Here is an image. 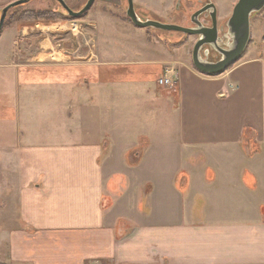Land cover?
Here are the masks:
<instances>
[{
    "label": "crops",
    "instance_id": "obj_1",
    "mask_svg": "<svg viewBox=\"0 0 264 264\" xmlns=\"http://www.w3.org/2000/svg\"><path fill=\"white\" fill-rule=\"evenodd\" d=\"M16 1L0 0V9ZM123 1L99 0L100 14ZM38 27L22 22L0 33V264H264V46L226 72L232 91L225 108L209 110L213 130H204L206 85L192 81L190 104L183 87L181 103L195 138L235 143L245 131L260 145L248 153L236 144L193 146L207 162L193 177L157 182L164 189L144 198L142 213L124 195L127 173L106 171L136 166L115 161L123 152L114 126L158 101L135 73L148 60L122 62L99 46L58 50L36 40ZM174 69L177 78L186 73Z\"/></svg>",
    "mask_w": 264,
    "mask_h": 264
},
{
    "label": "rangeland",
    "instance_id": "obj_2",
    "mask_svg": "<svg viewBox=\"0 0 264 264\" xmlns=\"http://www.w3.org/2000/svg\"><path fill=\"white\" fill-rule=\"evenodd\" d=\"M63 1L71 11L78 13L88 0ZM237 1L132 0V3L134 12L141 21L152 20L180 27H194L190 20L191 15L203 4L213 3L217 13L218 29L223 28V34H225L227 32L226 23ZM127 8L128 2L124 0L119 9L109 11L108 15L102 16L99 0H95L88 11L78 17H71L56 0H30L7 12L0 33L12 30L18 23L35 22L39 25L36 40L50 39L52 45L58 50L77 48L84 53L88 50H95L99 46L103 50L120 52L123 55L122 62L148 60L147 65L141 66L143 68L135 66L137 71L135 73L138 76H146L145 82L153 94L157 95L158 101L153 100L143 112L138 109L135 119L115 123L114 126L116 135L113 138V143L117 146L118 153H120L119 151L123 152L121 158H115V161L121 160V162L125 161V163L136 166L128 171L119 169L106 171V173L112 174L127 173L130 183L126 186L125 194L122 192L121 195H127L131 205L133 202L136 203L138 210L143 213L144 198H149L152 190L154 196L159 197L160 190L164 189L157 182L160 183L162 179L167 178L175 180L176 177H193L195 167L199 168L207 162L209 155L198 153L193 146L236 144L242 146L244 152L248 153L251 148L260 145L259 139L252 132L245 131L233 139L235 143L233 141L229 143V139L225 138L202 136L200 139L195 138V134L190 130L193 125L189 127V122H191L189 118L192 117V114L188 111L184 113L181 103L183 87L185 94L189 93L185 96L186 104H190L193 103L191 99L193 96L190 92L193 93L194 87H196L192 81L206 85L205 99L202 101L207 111L204 130L214 129L213 116L210 115L209 110H214V107L225 108L228 94L232 91L230 86H225L226 72L237 67L249 53L263 49L264 42H261V37L264 35V8L250 17L249 41L242 55L218 75L203 74L195 69L192 62V50L197 42V36L153 28H138L127 16ZM2 9H0V14ZM54 11L60 14H54ZM200 21L207 26L210 24L206 13L200 17ZM48 27L50 29L46 30ZM40 33L43 35L38 36ZM97 36L105 37L108 40L103 41L100 38L101 43L99 44L96 40ZM226 43L227 40L224 39L223 44ZM205 49L206 47L203 48V50ZM201 55L204 57L202 50ZM133 56H137V58H133ZM218 56H220L218 53L210 50L208 60L216 61ZM57 60L63 61L64 58L58 57ZM125 66L130 67L132 64L127 63ZM174 67H181L187 74L184 73L180 78V73H178L177 78ZM141 69L144 70L142 73ZM171 71L174 73L173 86H161L158 80L165 76L166 72ZM130 76L131 74L127 73L123 80H129ZM189 81L191 85H189ZM210 95L214 96L210 99ZM163 100L166 101V104L160 105V101L163 102ZM241 109V106L237 107L235 117H240ZM183 116L184 125L181 122ZM118 124L120 125L118 126ZM181 132H183V139L180 137ZM181 148H184L182 152ZM118 153L117 155H119ZM108 159L114 160V156L109 154ZM119 168H122V165ZM118 195H120L119 192ZM169 199L173 203L171 209L176 210L178 200L172 196ZM121 211L124 212L123 209ZM139 217L138 213L134 215V218L141 222L142 219Z\"/></svg>",
    "mask_w": 264,
    "mask_h": 264
},
{
    "label": "water",
    "instance_id": "obj_3",
    "mask_svg": "<svg viewBox=\"0 0 264 264\" xmlns=\"http://www.w3.org/2000/svg\"><path fill=\"white\" fill-rule=\"evenodd\" d=\"M29 1L30 0H18L9 4L1 11L0 31L3 27L7 12ZM56 1L69 16L78 17L88 11L95 0H88L83 9L78 13L71 11L63 0ZM127 2V16L138 28H153L166 32H177L184 35L197 36V42L192 50V62L197 71L207 75H218L222 73L242 55L249 41L250 17L252 14L264 8V0H238L226 23L227 32L223 34V28L218 29L217 26V13L213 3L203 4L200 9L191 15L190 20L194 27H180L152 20L141 21L134 12L132 0H127ZM178 7L179 5L177 8ZM205 13L210 22L208 26L202 24L200 21V17ZM224 39L227 40L226 44H223ZM204 47H206L205 50H203ZM201 50L203 51L204 57L201 55ZM210 50L220 55L216 58V61L212 59L208 60Z\"/></svg>",
    "mask_w": 264,
    "mask_h": 264
},
{
    "label": "built area",
    "instance_id": "obj_4",
    "mask_svg": "<svg viewBox=\"0 0 264 264\" xmlns=\"http://www.w3.org/2000/svg\"><path fill=\"white\" fill-rule=\"evenodd\" d=\"M173 71L171 72H166L165 76L161 77L159 80H158V83L161 85V86H173V83H174V80H173Z\"/></svg>",
    "mask_w": 264,
    "mask_h": 264
},
{
    "label": "trees",
    "instance_id": "obj_5",
    "mask_svg": "<svg viewBox=\"0 0 264 264\" xmlns=\"http://www.w3.org/2000/svg\"><path fill=\"white\" fill-rule=\"evenodd\" d=\"M54 14H60V13H57V12L54 11Z\"/></svg>",
    "mask_w": 264,
    "mask_h": 264
},
{
    "label": "bare ground",
    "instance_id": "obj_6",
    "mask_svg": "<svg viewBox=\"0 0 264 264\" xmlns=\"http://www.w3.org/2000/svg\"><path fill=\"white\" fill-rule=\"evenodd\" d=\"M50 28L48 27V29L46 28V30H49ZM55 30V29H54ZM47 32V31H46Z\"/></svg>",
    "mask_w": 264,
    "mask_h": 264
}]
</instances>
